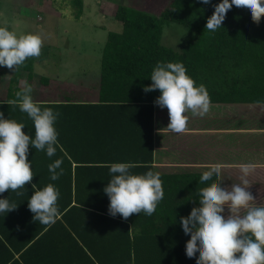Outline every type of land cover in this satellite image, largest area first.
Wrapping results in <instances>:
<instances>
[{
    "label": "trees",
    "instance_id": "trees-1",
    "mask_svg": "<svg viewBox=\"0 0 264 264\" xmlns=\"http://www.w3.org/2000/svg\"><path fill=\"white\" fill-rule=\"evenodd\" d=\"M221 0H169L161 9L117 4L113 17L119 31L106 32L99 60V90L95 103L38 101V106L60 113L54 127L58 133L56 154L29 146L28 160L33 180L19 189L0 193L17 208L0 213V264H196L185 253V235L180 218L199 207L198 192L219 179L201 183L206 171H164L154 165L153 108L159 90L145 92L158 62H180L186 75L203 84L211 104H249L264 101V17L255 24L248 9L233 6L222 27L205 28ZM231 2V0H229ZM82 0H73L74 16L82 12ZM175 22L187 27L193 36L174 50L161 42L163 27ZM35 57L13 71L0 99L4 118L22 123V131L35 137L32 120L15 98L18 73L26 72L30 84ZM40 85L48 84L39 77ZM52 98L56 94L49 91ZM62 159L63 174L51 180L48 165ZM130 163L131 174L159 172L163 199L147 216L132 214L127 220L108 213L109 199L103 188L112 178L109 165ZM59 171V169H57ZM223 187V180H220ZM36 188L53 184L59 191V216L49 226L33 221L28 199ZM11 248V249H10ZM16 255V256H15ZM239 255V254H237Z\"/></svg>",
    "mask_w": 264,
    "mask_h": 264
},
{
    "label": "clouds",
    "instance_id": "clouds-1",
    "mask_svg": "<svg viewBox=\"0 0 264 264\" xmlns=\"http://www.w3.org/2000/svg\"><path fill=\"white\" fill-rule=\"evenodd\" d=\"M207 5L210 0H200ZM248 9L251 19L259 24L264 17V0H221L213 5L214 11L207 19L205 28L216 31L231 8ZM42 39L39 35L23 34L17 36L6 27H0V66L17 70L30 57L41 55ZM186 68L180 62L161 63L154 67L150 80L144 87L145 92L159 90L160 95L154 103L161 109L167 108L169 123L165 131L183 133L187 131L189 117H203L211 106V97L206 87L195 86V81L186 75ZM32 87L27 81L15 98L7 101L9 105L18 106L32 120L35 137L25 134L24 125L15 120L4 118L0 112V193L24 189L34 177L28 160L29 146L37 151H45L51 158L56 154L58 133L54 127L60 113L51 108H41L31 97ZM257 106L264 107V101H256ZM62 159H56L48 165L50 179L55 181L63 174ZM112 175L103 188L109 199L108 213L112 217L119 214L127 220L132 214L143 212L151 216L163 199L164 192L159 172L147 171L142 175L131 174L130 163H113L108 166ZM253 165H239L242 173L240 184L222 188L217 179L199 190V207H193L187 217L180 218L185 235H190L186 242L185 253L193 258L198 252L196 264H264V206L254 204L256 201L250 191L246 178ZM59 169V171H57ZM221 174V165L208 166L200 176L204 183ZM28 199V209L33 213V221L51 226L59 216L57 201L59 191L53 184L43 189L36 188ZM227 207L229 215H223ZM17 208L7 198L0 199V213H8ZM243 212V214H241ZM239 254V255H237Z\"/></svg>",
    "mask_w": 264,
    "mask_h": 264
},
{
    "label": "crops",
    "instance_id": "crops-1",
    "mask_svg": "<svg viewBox=\"0 0 264 264\" xmlns=\"http://www.w3.org/2000/svg\"><path fill=\"white\" fill-rule=\"evenodd\" d=\"M83 8L80 16L85 19ZM100 55H97L99 60ZM82 72L86 80L84 85H80L82 82L79 80L75 84H70L56 75L49 77L43 73L36 74L37 78H48L46 85L48 87H44L45 91L39 93H45L49 98L42 97L34 100L97 102L99 68L96 71L94 85H90L87 81L86 69ZM50 83H54L55 87L50 86ZM17 86L22 89L24 84L23 87ZM74 88L77 90L74 91ZM49 91L56 94V98H52ZM185 115L189 117L187 131L169 133L164 130L170 122L168 110L161 109L155 104L153 108L154 156L162 159L155 160L154 165L157 168H163L164 171L185 172L208 170V166L219 164L221 165L219 180H223L224 183L222 188H229V190L231 185L241 183L242 173L239 165H253V169L246 177L250 184L248 191L256 199L254 204L264 206V107L256 104H211L209 111L203 117L193 116L191 112H186ZM156 134H159L158 138ZM169 150L173 152L168 154ZM22 264L25 263L22 262Z\"/></svg>",
    "mask_w": 264,
    "mask_h": 264
},
{
    "label": "rangeland",
    "instance_id": "rangeland-1",
    "mask_svg": "<svg viewBox=\"0 0 264 264\" xmlns=\"http://www.w3.org/2000/svg\"><path fill=\"white\" fill-rule=\"evenodd\" d=\"M72 2L73 0H0V27L8 28L17 36L39 35L43 42L41 55L35 57L36 62L34 60L31 67L33 75L29 85L32 87V99L49 98L47 94L39 93L48 86L39 84L36 76L38 73L49 77L56 75L70 84L79 80L81 85L86 83L82 74L86 69L87 81L90 85L95 84L99 68L97 55L101 53L106 32L120 30V22L113 17L117 4L156 11L163 9L169 0H84L82 7L85 19L74 16ZM192 34L187 27L170 22L163 27L161 42L174 50H180L194 35ZM12 73L7 67L0 66V99L4 97ZM26 77V72L20 71L17 85L23 87ZM50 86L55 87V84L50 83ZM158 136L156 134V138ZM172 152L169 150L168 154ZM223 215H229L228 209L225 208Z\"/></svg>",
    "mask_w": 264,
    "mask_h": 264
}]
</instances>
